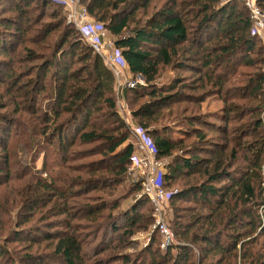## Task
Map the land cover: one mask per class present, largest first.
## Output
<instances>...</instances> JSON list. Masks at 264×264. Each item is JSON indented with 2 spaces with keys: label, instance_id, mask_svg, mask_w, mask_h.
<instances>
[{
  "label": "trees",
  "instance_id": "obj_1",
  "mask_svg": "<svg viewBox=\"0 0 264 264\" xmlns=\"http://www.w3.org/2000/svg\"><path fill=\"white\" fill-rule=\"evenodd\" d=\"M80 1L109 35L127 72L140 75L145 83L125 89L123 95L156 157L169 158L161 181L164 188L177 190L168 198L170 229L177 243L161 250L151 238L135 253L123 252L131 246L134 226L145 219L140 209L146 204L150 213V206L140 196L125 210H117L120 201L139 187L129 182L119 190L129 180L132 144L126 141V124L115 109L114 76L65 22L58 3L17 0L21 6L15 9L16 20L5 23L13 25L14 32L10 39L0 35V53L9 57L0 58V103L9 101L10 113L20 115L18 119L0 115V186H9L12 192L8 201L0 202V232L10 224L0 250L8 251V241L54 238L53 253L66 264H100L94 258L104 247L90 246L91 240L77 234L79 223L72 222L89 219L95 224L87 228L86 236L94 232V238L99 229L119 235L114 244L121 249L115 256L119 264H264V45L250 33L243 2ZM255 1L264 11V0ZM44 16L49 21L41 23ZM163 67L198 74L199 86L190 89L199 88L201 94L186 97L177 89L180 79L175 74L171 81L155 84ZM239 67L254 71L237 72ZM205 93L222 103L219 116H210L213 123L204 114L185 116L183 107L181 111L170 107L185 98L196 99L190 102L199 105ZM173 123H178L185 139L194 140L186 144L176 137ZM206 133L221 142L206 149ZM74 145L91 146L72 151ZM93 155L99 158L73 162ZM90 193L103 197L83 204L91 199ZM66 198H71V212ZM52 199L63 204L56 212L62 217L47 227L64 230L46 232L35 225L23 230L31 219H46L41 210H50L53 205L46 203ZM73 200H81L80 205ZM7 203L16 204L13 219ZM100 218L102 222H97ZM146 218L151 220L150 215ZM7 258L5 264H42V257L15 256L13 249Z\"/></svg>",
  "mask_w": 264,
  "mask_h": 264
},
{
  "label": "rangeland",
  "instance_id": "obj_2",
  "mask_svg": "<svg viewBox=\"0 0 264 264\" xmlns=\"http://www.w3.org/2000/svg\"><path fill=\"white\" fill-rule=\"evenodd\" d=\"M239 2L241 3V1L239 0ZM40 3V0H32V5L33 4H37ZM30 5V6H32ZM17 6H21V4L17 3V0H0V35L3 36L5 39L9 36L10 33L14 32V27L9 26V25H5L6 21H14L16 20V11L15 9H17ZM32 8V7H30ZM51 5H46V11L50 10ZM31 11V10H30ZM30 17H34V15L36 14V10L32 11L30 13ZM49 19H47L45 16L42 18L41 23L43 22H48ZM54 37L55 35H57V32L55 34H52ZM0 36V37H1ZM107 38L110 39V37L107 34ZM10 39V38H7ZM54 40V39H53ZM112 41V40H111ZM28 46V45H27ZM30 48L33 49V47L38 50L36 52L41 53L40 49L37 48V46L35 45H29ZM19 47L20 44L16 46V50L19 51ZM42 52H46V51H42ZM44 54V53H43ZM41 56V55H38ZM0 58L8 60V55H2L0 53ZM37 63V62H35ZM197 64V62H195ZM264 69V67H262ZM237 72H243L245 74L254 71V69L249 68V67H239L238 69H236ZM160 75L159 77H157L156 80L162 81L161 83H167L169 81H171L173 79L174 74L180 79V83L177 86V89L181 90L183 94H185V96H193L196 94H201V89L197 88V89H190V88H196L197 86H199V75L194 73L193 71H187V70H177L175 71V69L171 68V67H163L160 68L159 71ZM251 74V73H249ZM137 79H142V77L140 75H137ZM156 82V81H155ZM160 83V84H161ZM264 84V83H263ZM181 87V88H179ZM264 89V87H263ZM188 100V101H187ZM196 99H184V101H181L179 103H175L170 104L171 108H176L175 110L181 111L182 107L184 108L183 110H186L184 112V115H188L189 113H195V115H200V117L202 116V114L207 116V120L210 123L212 121L211 117H218L219 113H220V108L222 106V103L220 101V99L217 96H214V94H210V93H205V95H201V101L199 102V105H194L192 104L190 101H195ZM200 100V99H198ZM2 106L4 107H0V115L3 117H10V118H16L18 119V117H20L19 113L16 114H12L11 112V104L8 101H5L4 103H0ZM173 110V109H172ZM175 110L173 113H175ZM200 112V113H199ZM210 115V116H209ZM174 116H171V118ZM178 119H180V117H177ZM134 121V120H133ZM178 123H173L172 127L173 128V134H175L176 137L179 138H183L184 142L186 144H188L189 142H191L192 140H194V138L192 136H189L188 138L185 139L184 135L179 131L180 127H177ZM196 124V123H195ZM133 125H135V122L133 123ZM201 128L204 127L203 125H200ZM205 128V127H204ZM127 129V128H126ZM127 136L130 139V133L129 130L127 129ZM131 140V139H130ZM206 142H207V146H203L206 149L211 148L210 144H213L215 142H221L220 137L212 134V133H206ZM248 140V138L246 139ZM91 145H82V146H72V151H76V150H80V149H85L88 148ZM205 150V149H203ZM200 153L203 155L205 151L199 150ZM176 153V152H175ZM174 153V155H175ZM177 154H180V152L177 151ZM51 155V154H50ZM50 160H54L52 155L49 157ZM97 158H99L98 155H93L91 157L85 156V157H79L78 159H74V164H80V163H84L87 162L88 160H96ZM165 160V158H163ZM162 159V160H163ZM1 162V160H0ZM165 162V161H164ZM50 163V162H49ZM41 164V156L39 155L38 158L35 160V166L36 168H38ZM169 162L166 163L165 165L168 166ZM164 165V166H165ZM165 166V167H166ZM48 172V171H47ZM68 175H71V170L70 171H66ZM42 176H44V174L42 173ZM129 178V177H128ZM131 183L130 178L129 180L126 179L121 186L119 187V190L121 191L122 189H125L126 186L128 185V183ZM16 186V184H15ZM14 186V187H15ZM139 187V185H137ZM170 186H176L175 184H171ZM174 189V188H173ZM39 191V190H38ZM119 191V192H120ZM42 191L40 190L39 193H41ZM140 191L138 190L134 195H129L127 196L125 199H122L119 203V206L117 208V210H121V209H126L127 207H129V205L134 202V199H138L139 197H137V194ZM10 193V194H9ZM11 190L9 189V186L6 187H2L0 186V202H3V199H5L6 201H8V199L10 198V196H12L11 194ZM42 195V193H41ZM89 200H85L83 201V204H87V202H97L100 201V199H98L99 197H103L100 193H90L89 194ZM94 196V197H92ZM133 197V198H132ZM143 199V198H142ZM92 200V201H91ZM64 203L66 201V208L67 210H69L71 212V198H66V200H63ZM142 202H144L143 200H141ZM48 202V201H45ZM81 202V200H77L74 201L73 203H79ZM4 205V203H2ZM8 205V203H7ZM16 204L14 205H8L7 208L9 210H11L12 212H9V217L11 219H13L15 217L16 214ZM50 206L53 205V207H51L50 210H47V208H43L41 210V213H45L46 219L43 221H37L36 219H31L30 221H28L25 226L23 227V230L29 226V225H35L38 228H40L41 230H45L46 232H50V231H58V230H64L62 227H56V228H49L47 227V224H50L52 222H57L58 220H60V218L62 217L61 215H57L56 212L57 210H60V206H62L63 204L58 201L52 199L49 203H46V206ZM80 205V204H77ZM145 207H142V209H140L144 216L145 219L143 221H140L139 223H136V225L134 226V231L130 237V241L132 242L130 243L131 246L127 249L124 248L123 252H128L130 254H133L136 252V250L145 247V245L149 242V240H151L155 244L159 243V235L155 232H151V226H152V220H149L148 218H146L147 216L150 215L149 213V208L147 207V205H144ZM20 212H25L23 209ZM103 212V211H102ZM103 215H106L107 212H103L101 213ZM1 216L3 217H7L9 218L4 212L1 213ZM36 218V217H35ZM172 218V214L169 208V204L167 206V209L165 211V219H166V224L170 229V220ZM147 219V220H146ZM149 220V221H148ZM72 222H78L79 223V228L77 231V234H79V236L83 237V239L85 238L88 242H90V246H92V244H94L93 246L95 247H104V250L101 251V253L97 254L94 258L95 261L97 262H101L100 264H119L118 258L115 257L117 256V252H119V250H121L120 248L114 247V244L117 243V239L119 238V235H116L115 233H109V232H102L100 233V229L98 231V233L95 234V237L93 238V235H89L86 236V234H88V227L90 225H93L95 223H92L91 221H89V219H74ZM97 222H102L101 218L98 220ZM71 223V222H70ZM146 224V225H145ZM9 226L10 224L4 225L1 229L0 232V240H3L4 236L6 235V233L9 230ZM20 228V227H18ZM124 228V227H123ZM30 229V228H29ZM22 230V229H21ZM69 231H71V228L68 229ZM171 231V229H170ZM119 232V231H118ZM122 232V229H120L119 234ZM172 232V231H171ZM32 232H30L31 234ZM37 234V236H40L41 234L39 232L35 233ZM20 235H24V234H20ZM116 235V236H115ZM3 236V237H2ZM22 237V236H21ZM24 237V236H23ZM175 240V238H174ZM55 243V239H41L38 241L33 242L32 240H29L27 238H23L21 239V241H19L18 243L15 241H8L5 242V246L7 248V250L9 251H5V250H0V264H5V262L8 260L7 258V254L11 253L12 249L13 252L15 254V256H22L25 254H31L34 256H40L42 257L41 263L42 264H66L63 260V258L60 255H54L53 253V245ZM175 243H177V241L175 240ZM174 243V244H175ZM173 245V244H172ZM37 254V255H36Z\"/></svg>",
  "mask_w": 264,
  "mask_h": 264
},
{
  "label": "built area",
  "instance_id": "obj_3",
  "mask_svg": "<svg viewBox=\"0 0 264 264\" xmlns=\"http://www.w3.org/2000/svg\"><path fill=\"white\" fill-rule=\"evenodd\" d=\"M51 1L61 6L65 22L74 27L80 38L102 59L113 76L118 77L125 62L119 51L113 47L112 41L106 38L105 29L100 23L91 20L81 1ZM241 1L248 11L251 24L250 33L256 35L264 45V11L258 8L255 0ZM138 84L143 85L144 83L141 79L124 81V86L128 88H133ZM130 135L134 137V151L126 172L130 181L139 185L140 192L137 197L142 196L148 201L152 220L150 233L156 232L159 235L158 247L165 250L175 243L173 234L166 224L165 211L169 196L177 190H168L162 186L161 177L165 173V162L164 159L156 157L154 146L145 130L137 125L132 126Z\"/></svg>",
  "mask_w": 264,
  "mask_h": 264
},
{
  "label": "crops",
  "instance_id": "obj_4",
  "mask_svg": "<svg viewBox=\"0 0 264 264\" xmlns=\"http://www.w3.org/2000/svg\"><path fill=\"white\" fill-rule=\"evenodd\" d=\"M106 38H107V33H106ZM107 39H109V38H107ZM128 79L139 80V79H137V75L132 76L131 74H129L127 72L126 65L124 64L122 66V68L120 69V74L118 75V77L114 76L113 93H114V98H115V109L120 114L121 118L123 119L124 123L126 124L127 129L129 130V133H130V127L136 126V125H133L134 121L132 119L130 109H129L126 101H125L126 98L123 95V91L128 88V87L124 86V81L128 80ZM141 81L144 83L143 79H141ZM161 82L162 81L156 80V82H154V83L160 84ZM138 85H141V84H138ZM143 85H145V83ZM130 139L127 136L126 141L132 144V153H133V151H134V137H132V135H130ZM164 161H165V164L168 163L169 158H165ZM166 169H167V166L165 167V171H166Z\"/></svg>",
  "mask_w": 264,
  "mask_h": 264
},
{
  "label": "bare ground",
  "instance_id": "obj_5",
  "mask_svg": "<svg viewBox=\"0 0 264 264\" xmlns=\"http://www.w3.org/2000/svg\"><path fill=\"white\" fill-rule=\"evenodd\" d=\"M256 2V1H255Z\"/></svg>",
  "mask_w": 264,
  "mask_h": 264
}]
</instances>
